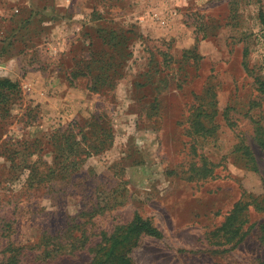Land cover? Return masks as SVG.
Here are the masks:
<instances>
[{
	"label": "rangeland",
	"instance_id": "374dc122",
	"mask_svg": "<svg viewBox=\"0 0 264 264\" xmlns=\"http://www.w3.org/2000/svg\"><path fill=\"white\" fill-rule=\"evenodd\" d=\"M54 1L0 0V77L21 85L0 104V264H89L136 212L162 235H140L132 264L264 263L263 213H242L234 246L219 228L242 190L262 192L251 117L264 108V0H92L108 7L101 24L123 26L116 47L95 33L87 47L72 28L82 13ZM70 16L63 32L76 35L54 88L48 64ZM97 54L120 56L106 82L60 89L71 60L100 73ZM238 135L256 169L240 160Z\"/></svg>",
	"mask_w": 264,
	"mask_h": 264
},
{
	"label": "trees",
	"instance_id": "16d2710c",
	"mask_svg": "<svg viewBox=\"0 0 264 264\" xmlns=\"http://www.w3.org/2000/svg\"><path fill=\"white\" fill-rule=\"evenodd\" d=\"M259 18L264 28V14L260 13ZM105 38L109 41V43L112 44V47H116L128 37L125 36V31L119 33L112 30L106 32L105 35H103L102 40L104 41ZM243 54H247L246 49L243 50ZM92 56L95 57V54L92 53ZM96 56L100 58V61L94 59L90 62H97L99 64L100 73H95L96 75L92 77L90 90H95L98 88L99 84L101 85L102 82H106L104 80L109 77L108 75L111 71L112 73L116 72V63L120 59L119 55L116 56L115 60L112 59L111 61L103 59L99 54ZM86 65L89 67L92 64L86 62ZM110 66L111 68L109 69ZM244 67L247 68L245 64ZM91 68L93 69V66H91ZM77 73L81 72L77 71L76 73H72V78H74L75 74ZM258 90L262 93V96H264V83H259ZM20 95L21 85L19 81L12 80L9 77H0V104L5 105L7 101H12ZM251 102H253V105L255 103L258 105V102ZM191 114L194 115L195 113L192 112ZM251 120L253 122L254 141L261 149L264 150V108L262 109V113L259 117H251ZM72 136V132H68L65 136L68 148L70 147V143H76V140ZM238 136L240 140L238 141L235 150L240 153V160H244L246 162L244 163L246 168L256 169L255 159L252 152L250 151L249 145L245 143L243 137L240 135ZM82 139L85 140L84 135H82ZM58 156L59 155L56 151L54 158L57 159ZM248 208H252L257 212L264 214V181L262 192L259 194L254 195L250 192L242 190L237 201L224 216V220L222 221L219 228L221 230H225L226 234L229 235L227 240L231 241L233 246L238 244L246 234V230L242 229V224L245 222V220L242 219L241 216L242 213ZM257 229L259 230V240L262 244H264V219L257 223ZM120 230L121 231H117L109 236L107 244L95 252L89 264H132V257L130 253L136 244L137 238L140 235H149L152 237H161L162 235L161 231L156 226H154L148 218L141 216L137 212L134 213L132 219Z\"/></svg>",
	"mask_w": 264,
	"mask_h": 264
},
{
	"label": "crops",
	"instance_id": "0c3cea01",
	"mask_svg": "<svg viewBox=\"0 0 264 264\" xmlns=\"http://www.w3.org/2000/svg\"><path fill=\"white\" fill-rule=\"evenodd\" d=\"M137 1V0H134ZM133 1V2H134ZM55 7L58 6L60 8H65L66 11L68 13H71V15H80L81 14V18L82 19H77L75 21H79L80 25H77L76 27H72L74 28L73 30L77 31V35L78 34V30L82 31V35L84 37H88V41H85V44L87 45V47H89L90 45H92V33H95L97 37L101 38V35L105 34L106 32L109 31H117V32H123V26H119V25H112L109 23H105V24H101L103 23L102 19L104 18L103 15H105L108 11V7L104 4V2L102 1L101 4L92 2V0H56L54 1ZM67 5V7H66ZM65 6V7H64ZM133 7L136 5H132ZM77 9V10H75ZM81 9V10H80ZM122 8L119 7L117 10V12H119L120 14L123 13L124 10H121ZM83 10V11H82ZM94 14H96V16H94ZM68 19V24H65L66 22H64L63 20H61V26L60 28V39L56 42V46H55V52H56V61L55 63H57V65L55 64H48V71H53L54 72V76L53 77V82H52V86L55 88L57 86L56 80L55 78H59V83L60 81H62L64 79V77L66 78V75L64 74L65 69L63 70L62 65L60 64L61 59L63 60V56L67 55L69 53V50L72 48L70 47L72 44L69 43V41L67 40V37L70 36H75V33L69 34L67 35L66 31L67 30V25H70V22H72L73 17ZM61 18V16H60ZM67 20V19H66ZM92 23H97L96 26L94 28H91ZM65 24V25H63ZM77 24V23H76ZM101 24V25H99ZM112 25V26H111ZM65 34V35H64ZM67 35V36H66ZM80 40L81 42H83V40L81 39H77ZM69 44V45H68ZM70 47V49H69ZM67 49V51H66ZM72 57V56H71ZM97 61L100 59H96ZM71 64L69 65V69L66 72L67 76L69 77V79L72 80V82L68 81L67 83H62V87L60 89H66L67 86L69 87L68 89H90V85L92 83V77L95 76L96 72H94V70L91 68V66H81L78 65V62L71 60ZM97 63V62H96ZM39 72L40 78L42 80H44V76L42 72V70H37ZM77 71H80L81 73H77L75 74L74 78H72V73H76ZM85 80V85L82 84V81ZM88 81V84H86V82ZM61 84V83H60ZM58 84V86L60 87L61 85ZM57 86V87H58ZM58 87V88H59Z\"/></svg>",
	"mask_w": 264,
	"mask_h": 264
},
{
	"label": "built area",
	"instance_id": "2783aa9c",
	"mask_svg": "<svg viewBox=\"0 0 264 264\" xmlns=\"http://www.w3.org/2000/svg\"><path fill=\"white\" fill-rule=\"evenodd\" d=\"M15 12H17V8L14 9ZM2 15L1 11H0V16ZM152 17L155 18L156 20H159L161 24L165 23V20L163 17L159 16L158 13L153 12L152 13Z\"/></svg>",
	"mask_w": 264,
	"mask_h": 264
}]
</instances>
